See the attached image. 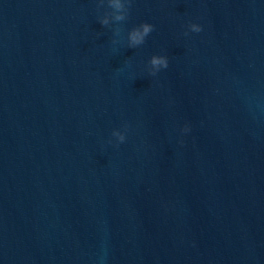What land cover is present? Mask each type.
I'll return each mask as SVG.
<instances>
[{
	"label": "water",
	"instance_id": "obj_1",
	"mask_svg": "<svg viewBox=\"0 0 264 264\" xmlns=\"http://www.w3.org/2000/svg\"><path fill=\"white\" fill-rule=\"evenodd\" d=\"M120 4L0 0V264H264V0Z\"/></svg>",
	"mask_w": 264,
	"mask_h": 264
},
{
	"label": "clouds",
	"instance_id": "obj_2",
	"mask_svg": "<svg viewBox=\"0 0 264 264\" xmlns=\"http://www.w3.org/2000/svg\"><path fill=\"white\" fill-rule=\"evenodd\" d=\"M111 6L115 9H120L121 4L120 0H110ZM122 17L120 15L115 16V19L119 20ZM102 24H107L108 20L105 17L100 21ZM152 30V25L148 23H142L138 27L133 28L128 33V40L130 45H136L143 41L144 37ZM201 25L198 23L190 22L187 25V31L185 32V35H187V32H193V33H199L201 32ZM149 64V71L152 73H155L156 71H159L160 69L167 68L168 67V61L165 56L162 55H153L149 58L148 61ZM190 126L188 124H184L180 129V135H186L190 132ZM113 135L116 136L117 140L122 141L124 138L123 136L118 132H113ZM178 142L182 143V140H179Z\"/></svg>",
	"mask_w": 264,
	"mask_h": 264
}]
</instances>
